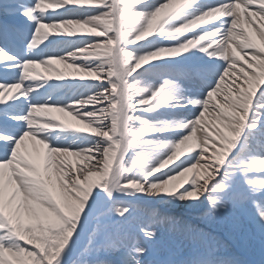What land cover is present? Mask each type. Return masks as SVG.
Instances as JSON below:
<instances>
[{
  "label": "snow or ice",
  "instance_id": "snow-or-ice-1",
  "mask_svg": "<svg viewBox=\"0 0 264 264\" xmlns=\"http://www.w3.org/2000/svg\"><path fill=\"white\" fill-rule=\"evenodd\" d=\"M0 264H264V0H3Z\"/></svg>",
  "mask_w": 264,
  "mask_h": 264
},
{
  "label": "bare ground",
  "instance_id": "bare-ground-1",
  "mask_svg": "<svg viewBox=\"0 0 264 264\" xmlns=\"http://www.w3.org/2000/svg\"><path fill=\"white\" fill-rule=\"evenodd\" d=\"M60 65H57V67H59ZM40 71L41 72H43V69H40ZM69 71L71 72V73H74L71 69H69ZM47 74H49V75H54V73H52V74H50V73H47ZM73 76L75 75V76H79V75H81V74H78V73H74V74H72ZM56 115H59V114H56ZM67 119H69V120H71V118L69 117V118H67ZM72 123H75V121H72ZM78 126H81L82 127V125H78ZM29 150H31V145H29ZM191 173L189 174V177H191ZM227 242H229V243H231V241H227Z\"/></svg>",
  "mask_w": 264,
  "mask_h": 264
},
{
  "label": "rangeland",
  "instance_id": "rangeland-1",
  "mask_svg": "<svg viewBox=\"0 0 264 264\" xmlns=\"http://www.w3.org/2000/svg\"><path fill=\"white\" fill-rule=\"evenodd\" d=\"M67 70H68V69H67ZM67 70H66V71H67ZM65 74H66V72H65Z\"/></svg>",
  "mask_w": 264,
  "mask_h": 264
}]
</instances>
